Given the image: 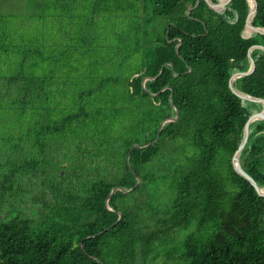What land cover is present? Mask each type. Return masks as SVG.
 <instances>
[{
    "label": "trees",
    "instance_id": "obj_1",
    "mask_svg": "<svg viewBox=\"0 0 264 264\" xmlns=\"http://www.w3.org/2000/svg\"><path fill=\"white\" fill-rule=\"evenodd\" d=\"M26 2L36 10L77 8L79 2L99 11L141 8L152 21L161 18L164 24H154L143 65L126 83L130 97L144 99L148 107L151 125L143 138L125 141L116 161L120 167L104 171L98 179L89 174L63 187V177H51L50 195L40 197L35 220L18 218L16 211L0 219V264H154L158 258L163 264H264V195L257 194L231 162L245 122L263 110L261 104L234 95L228 85L232 75L249 69L248 50L264 47L261 31L242 35L250 12L247 0H230L220 12L204 0ZM255 2L252 25L264 28V0ZM14 14L0 13V55H21L14 59L12 74L3 71L7 62L0 58V82L6 87L0 89V111L6 103L23 113L21 107L26 110L35 102L47 79L31 72L36 64L29 63L30 52L38 50L28 38L15 34ZM250 56L253 71L233 85L239 92L264 98V51L254 49ZM176 110L178 118L172 121ZM81 116L65 117L60 127ZM35 119L26 121L33 128L25 126L15 138L0 140V196L15 188L30 193L19 190L14 176L36 185L40 161L31 137L37 130ZM165 120L170 121L156 140ZM46 131H39L40 136ZM175 140L180 146L163 155L162 143ZM112 155L105 157V167ZM155 159L162 165L159 174L147 172ZM239 164L264 188V120L249 125ZM157 178L170 181L174 191L163 210L150 195ZM114 187L121 190L109 197Z\"/></svg>",
    "mask_w": 264,
    "mask_h": 264
},
{
    "label": "rangeland",
    "instance_id": "obj_2",
    "mask_svg": "<svg viewBox=\"0 0 264 264\" xmlns=\"http://www.w3.org/2000/svg\"><path fill=\"white\" fill-rule=\"evenodd\" d=\"M88 7L79 2L77 8L36 10L28 8L26 0H0V13H15L17 17L15 34L28 38L38 50L30 52L29 63L36 64L31 72L47 79L35 102L29 103L26 110L21 107L23 113L18 106L2 104L0 140L11 135L15 138L25 126L33 128L26 121L33 116L37 118V130L31 137L37 145L35 153L40 161L37 168L41 174L37 171L34 175L36 185L26 184L21 177L14 176L19 190L30 193H21L15 188L0 196V219L16 211L18 218L35 220L39 199L44 192L50 195L48 188L52 184L49 182L51 177L56 181L57 174L63 177V187H67L72 182L85 180L89 174L98 179L108 169L117 170L120 166L116 161L121 158L119 151L123 150V143L143 138V132L151 125L144 99L130 97L126 83L143 65V53L149 46L154 24L162 25L164 21L161 18L152 21L149 13L142 14L141 8L99 11ZM242 35L250 34L244 30ZM0 58L7 62L3 71L12 74L14 59H20L21 55L14 51ZM5 88L0 82V89ZM15 89L13 86L11 91ZM145 102L148 101L145 99ZM77 113L82 115L78 120L60 127L65 117ZM144 119L146 122H142ZM48 128L50 132L46 131ZM42 129L46 132L40 136ZM180 144V140L163 142V155L165 150L175 151ZM111 154V162L105 167V157ZM155 160L147 172L159 174L158 168L162 165L160 160ZM41 175L45 180H41ZM170 184L160 178L153 181L155 190L150 195L159 210L170 205L174 195ZM1 188L0 183V191ZM13 192L18 193L12 195ZM154 264H163V258Z\"/></svg>",
    "mask_w": 264,
    "mask_h": 264
},
{
    "label": "water",
    "instance_id": "obj_3",
    "mask_svg": "<svg viewBox=\"0 0 264 264\" xmlns=\"http://www.w3.org/2000/svg\"><path fill=\"white\" fill-rule=\"evenodd\" d=\"M208 6L212 9V10H215L216 12H220L223 10L225 4L227 2H229L230 0H220L218 1V3L214 4L212 3L210 0H204ZM249 6H250V12L248 13L247 17H246V21H245V25H244V29L243 31L245 30H248L250 32V35L251 33L255 32V31H261L262 33H264V28H261V27H254L252 25V20L255 16V13H256V10H257V4L255 2V0H247ZM243 33V32H242ZM248 35V36H250ZM246 37V36H245ZM254 49H261L264 51V47L263 46H260V45H254L252 46L249 50H248V61H249V69L246 71V72H243V73H236L234 75H232L229 79V89L231 90V92L236 95L237 97L239 98H242V99H246V100H250L252 102H255V103H259L263 106V110L253 116H251L250 118L247 119V121L245 122L244 126H243V130H242V139H241V142L237 148V150L235 151L233 157H232V166L234 168V170L240 175L242 176L243 178H245L252 186L253 188L256 190L257 194L259 195H264V188H260L256 182L253 180V178L247 174L243 168L240 166L239 164V155L240 153L242 152L244 146L246 145V142H247V139H248V128H249V125L254 122V121H260V120H264V98H260V97H252V96H249L247 94H244L242 92H239L236 90V88L234 87L233 85V82L240 78V77H243V76H247L248 74H250L253 69H254V63H253V60L250 56V53L252 50ZM164 67V66H163ZM163 67H161V70L160 72L162 71ZM178 118V112L176 110V113H175V118L172 119V121H175L176 119ZM170 120H165L163 121L161 124H160V127L158 129V132H157V138L156 140L158 139L159 137V133H160V130L162 129L163 125L166 123V122H169ZM155 140V141H156ZM134 146L131 147V149L133 148ZM130 149V151H131ZM130 151L127 155V159H128V156L130 154ZM138 184V183H137ZM116 189H120V188H117V187H114L112 188L110 194H109V197L113 194V192L116 190ZM121 190V189H120ZM108 197V199H109ZM119 214V213H118ZM119 217H120V214H119Z\"/></svg>",
    "mask_w": 264,
    "mask_h": 264
},
{
    "label": "bare ground",
    "instance_id": "obj_4",
    "mask_svg": "<svg viewBox=\"0 0 264 264\" xmlns=\"http://www.w3.org/2000/svg\"><path fill=\"white\" fill-rule=\"evenodd\" d=\"M245 32H247V30H246ZM248 34H250V33H248ZM248 34H247V35H248Z\"/></svg>",
    "mask_w": 264,
    "mask_h": 264
},
{
    "label": "crops",
    "instance_id": "obj_5",
    "mask_svg": "<svg viewBox=\"0 0 264 264\" xmlns=\"http://www.w3.org/2000/svg\"><path fill=\"white\" fill-rule=\"evenodd\" d=\"M211 1V0H210ZM218 3V2H217Z\"/></svg>",
    "mask_w": 264,
    "mask_h": 264
}]
</instances>
